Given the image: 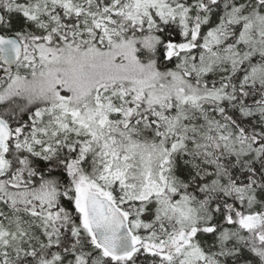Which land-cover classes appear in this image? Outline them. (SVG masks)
<instances>
[{"label":"snow or ice","instance_id":"6c2138e0","mask_svg":"<svg viewBox=\"0 0 264 264\" xmlns=\"http://www.w3.org/2000/svg\"><path fill=\"white\" fill-rule=\"evenodd\" d=\"M0 264H264V0H0Z\"/></svg>","mask_w":264,"mask_h":264}]
</instances>
